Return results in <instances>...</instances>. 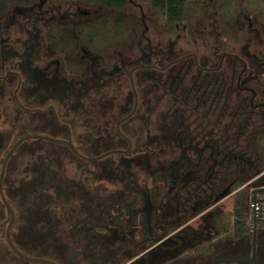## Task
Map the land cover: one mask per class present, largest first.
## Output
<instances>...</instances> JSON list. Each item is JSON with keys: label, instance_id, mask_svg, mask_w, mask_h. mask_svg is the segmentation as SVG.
<instances>
[{"label": "flooded vegetation", "instance_id": "obj_1", "mask_svg": "<svg viewBox=\"0 0 264 264\" xmlns=\"http://www.w3.org/2000/svg\"><path fill=\"white\" fill-rule=\"evenodd\" d=\"M49 1L52 0L24 3L26 8H17L8 21L3 17L2 22L1 16L8 2L0 11V107L7 105L0 121L9 125L0 127V154L7 149L0 161V264L10 259H19L23 264H121L123 261L146 264L158 258L160 251L170 253L171 264H181L174 252L177 246L193 247L209 238L197 244L191 243L192 238H184L191 218L175 227L171 215L176 212V182L190 150H194L193 157L205 154L207 145L185 141L186 129L177 108L172 114L164 113L161 124L165 120L173 124L160 130L156 113L160 104L156 107L155 103L147 104L150 98L145 100L142 74L136 71H165L193 57L200 69L209 72L207 76L216 73L221 113L226 107L225 98L232 94L237 103L242 98L247 100L252 120L257 109L264 110V101L257 99L256 87L264 74V61L254 60L256 57L248 51L247 57L254 60L250 65L241 55L224 52L217 65H200L199 56L192 52L162 66L167 51L154 48L152 38L145 35L147 30L142 34L147 39L146 50L139 45L134 51L135 58L128 60L122 49L101 53L94 34L97 31L87 24L83 26L87 29L84 39L96 50L83 47L80 57L75 55L76 50L60 51L67 59L63 67L60 59L45 61L47 49L52 50L54 41L58 40V34L47 29V25L55 19L56 26L74 21L69 14L61 13V5ZM83 14L86 17L90 12ZM14 27L23 33L15 40ZM65 31L64 37L69 30ZM121 33L117 31L116 35L122 36ZM16 43L21 49L16 48ZM229 57L233 60L225 69ZM123 76L129 79V93L114 97L118 103L113 111L102 108L105 111L91 114L87 109L93 110L101 96L96 95V89L106 88L104 92H107ZM104 94V100L111 98L109 93ZM21 114L28 129L17 135L19 138L10 146L15 137L14 122L21 120ZM33 134L71 139L78 153L69 144L31 137L22 140L9 155L20 139ZM22 146H29L30 154L44 152L29 159L23 171L25 175L16 179L19 163L15 155ZM64 147L70 150L69 157L54 152ZM113 149L122 151L100 157ZM161 150L165 153L178 150L181 155L166 161L160 157ZM162 170L169 171L165 180L160 179ZM204 228L213 233L207 226ZM230 237L214 243L210 255L200 259L191 256L180 262L207 264L219 255L253 253V236L243 245L228 243ZM9 239L25 255L43 260L23 257ZM170 240L175 243L171 244ZM256 255L259 262L264 261V248L257 243ZM212 264L251 263L242 259Z\"/></svg>", "mask_w": 264, "mask_h": 264}, {"label": "rangeland", "instance_id": "obj_2", "mask_svg": "<svg viewBox=\"0 0 264 264\" xmlns=\"http://www.w3.org/2000/svg\"><path fill=\"white\" fill-rule=\"evenodd\" d=\"M40 1V0H38ZM186 6V19L178 23L175 29V23H166L162 18L163 13L154 7L152 0H133L128 6L122 10H115L104 7L98 3H87L84 0H66L60 2V0H52L49 2L55 5H61L60 11L63 14H69L72 21H67L65 24L55 25L57 19L52 20L47 25V29L52 30L58 34V40L54 41L53 49H47V55L49 56L45 61H52L54 59H60L61 66H65L66 58L62 50L77 52L75 55L80 57L83 52V47H87L91 50H96L94 45L87 44L84 39V34L87 29H83L84 25H89L95 32L97 43L100 46V51L103 54L116 52L118 49H122L125 46H132L134 50L140 45L145 47L147 45V39L142 36L145 32L146 36L152 38L153 46L155 49L160 47L170 52L172 50L173 56L178 54L196 53L199 56L201 62H206L208 65H217L221 60V55L224 52H232L241 55L249 61L250 65H253L254 60L264 61V0H188ZM27 4L8 2L5 6V10L2 16L6 17L16 12L17 8H26ZM90 12L89 16H83V12ZM5 13V14H4ZM114 18H122L126 26L122 36L116 35V32H120V28L115 25ZM205 23L206 26L200 28L201 23ZM251 22V26H250ZM63 26V27H62ZM195 26V27H193ZM62 27V28H61ZM68 31V35L64 37V33ZM86 30V31H83ZM14 40L23 36L20 28H13ZM82 32L78 34V32ZM52 43L53 41L50 40ZM141 41V43H140ZM49 44V41H47ZM244 45H248L249 48H243ZM16 48L21 49L20 44L16 43ZM248 51H251L252 55L256 58L252 60L247 57ZM56 53V54H54ZM54 54V55H53ZM50 55H53L50 57ZM172 58L171 56H169ZM43 59H45L43 57ZM233 58H226L225 69H228ZM184 61L178 66L181 71H186V63ZM114 64L111 65V67ZM55 65L52 66L54 68ZM188 73L189 80H192L196 72V68ZM159 74H161L159 72ZM189 83V82H188ZM256 87L260 89V95L258 100H264V74L261 75L260 82L256 84ZM130 91V82L127 76H123L121 81L113 82L107 92L113 97L120 95L124 96ZM104 92V90L102 91ZM105 93V92H104ZM247 94V93H246ZM101 95V94H100ZM256 99V100H257ZM160 106L157 110L159 116V122L161 124L164 113L167 111L172 114L174 107L170 100H161ZM7 105L0 107V116L3 110H6ZM260 111V110H259ZM259 111H255L252 115V121H256L260 118ZM21 120H15L14 122V136L10 142V146L19 138L17 135H22L28 128L25 124V117L23 114ZM156 119V117H154ZM21 124V126H20ZM9 126L8 123L0 121V127ZM7 152L3 150L0 154V161ZM44 150H38L34 154H30L29 146H22L16 153V161L19 163L18 172L15 177L17 179L23 177L24 168L26 162L29 159L37 157L39 153ZM161 158L166 161H172V159L178 155H181L180 151H170L169 153H161ZM45 155V154H44ZM43 155V157H44ZM195 155V154H194ZM197 156V155H196ZM194 156V157H196ZM1 163V162H0ZM70 170L73 172V165H70ZM264 173L263 170L256 174ZM255 177V176H254ZM252 179V178H251ZM250 180V179H249ZM248 180V181H249ZM252 184H264V177L257 178L246 189H244L240 196L234 194L220 200L211 210L206 211L204 218L200 214L191 218L190 226L187 231L185 230L184 238L189 240L195 235L201 234V229L206 230L207 226L213 230L208 240L202 241L201 244L193 247H185L179 245L174 250L177 253L178 260L187 259V257H195L200 259L201 257L210 255L213 252L214 243L218 242L222 238L230 237L234 231L235 220V202L238 198L242 201L239 208L247 216L248 209L246 204V198L249 193V189ZM177 234H175V237ZM252 237V236H251ZM205 254V255H204ZM170 253L166 251H160L158 258L150 262L146 261V264H171L169 259ZM179 263H184L180 262ZM127 261H123L121 264H126ZM3 264H23L19 259H14L10 262L5 261ZM120 264V263H117Z\"/></svg>", "mask_w": 264, "mask_h": 264}, {"label": "trees", "instance_id": "obj_3", "mask_svg": "<svg viewBox=\"0 0 264 264\" xmlns=\"http://www.w3.org/2000/svg\"><path fill=\"white\" fill-rule=\"evenodd\" d=\"M34 1L0 0V11L7 2L31 3ZM84 1L87 3H98L115 10H122L132 2L131 0ZM188 2V0H152L154 7L163 13L164 22H174L175 29L178 23L186 19ZM114 22L120 28V32H118L120 35L121 32H124L126 23L122 18H114ZM202 26H206V24L202 22L200 28ZM144 49L146 50V46ZM122 50L126 52L128 60L135 58L136 53L134 54V51L136 50L131 46H125ZM172 50L170 52L167 51L164 62L161 64L162 66L179 59L183 55L173 56ZM188 60L190 61L186 63V71H181L178 65ZM198 63L201 65L206 62L198 60ZM192 67L196 68V72L190 81L188 73L193 69ZM136 72H141L142 74V92L145 100L150 98V101H146L147 104L152 106L155 103L156 107L161 100H170L174 109L177 108L181 119L180 122L186 129L185 134H183L185 141L207 145L206 153H198L196 157H193L194 150L191 149L189 152L190 156H185L184 158L185 165L182 166L181 171L179 169L180 172L174 193L177 201L176 212L171 215L175 219L173 221L175 227H178L186 220L211 210L217 202L218 195L225 188L230 186L231 192L263 170L264 110L257 109V111L260 110V118L252 121L250 116L252 111L248 109L247 100L242 98L237 103L231 94L225 98L226 107L223 109L222 114L218 100L219 82L216 73L214 72L207 76L209 72L200 69L193 57L185 58L171 65L165 71L141 69ZM96 90V95L99 94L100 96L101 94L96 99L97 105L94 106L93 110L90 109L92 107L87 110L95 115L99 114L101 110L105 111L103 109L113 111L118 103L114 98L115 96L104 100L105 94L102 91L106 90V88H97ZM257 92L260 95V89L257 88ZM105 93L108 95V92ZM100 105L108 106L100 107ZM164 122V124H161L160 130L173 124V121L172 123L166 120ZM54 152H59L69 157L70 150L64 147ZM165 152L161 150V153ZM168 172L167 170H162L160 179L165 180ZM241 194L242 192L240 191L236 195L240 196ZM241 201L242 196L235 202L234 231L228 241V243H238L239 245L245 244L249 238L251 240V235L245 224L246 216L239 208ZM182 217H185V219ZM190 228L193 227L190 226ZM166 231L168 230H164V232ZM200 232L201 234L192 238L191 243L197 244L202 239L210 238L211 234L208 230L201 229ZM257 245L264 248V231L258 232Z\"/></svg>", "mask_w": 264, "mask_h": 264}, {"label": "water", "instance_id": "obj_4", "mask_svg": "<svg viewBox=\"0 0 264 264\" xmlns=\"http://www.w3.org/2000/svg\"><path fill=\"white\" fill-rule=\"evenodd\" d=\"M146 30H147V26H146ZM142 66H145V65H142ZM130 77H131V82H132V85H133V88L135 89V85H134V81H133V77H132V74L130 73ZM31 137H39V138H44V139H47V140H50V141H54V142H59V143H66V144H69L71 146V148L78 153L75 145L73 144V141L71 139L67 140V139H63V138H58V137H54V136H51V135H44V134H33V135H27L25 137H23L22 139H20L14 146L13 148L11 149L10 154H12L15 150V148L17 147V145L24 139L26 138H31ZM122 150L120 149H113V150H110V151H107L105 152L104 154L100 155V157L102 156H106L108 154H111V153H114V152H120ZM2 190V189H1ZM229 192H230V186L225 188L217 197V200H222L224 198H226L228 195H229ZM4 197V195H3ZM9 209L11 211L12 208L9 206ZM10 240V243L12 245V247L20 254L22 255L23 257L27 258V259H33V260H43V259H37V258H33V257H30V256H27L25 255L24 253H22L12 242L11 239ZM169 242V240L163 242V244H167ZM171 244L175 243V241L173 240H170ZM253 242H254V251L253 253H239V254H235V255H230V256H227V255H219V256H215L213 258H211L207 264H212L214 262H219V261H240L242 259H247L251 264H264V261L262 262H259L258 259H257V255H256V243H257V232H255L253 234Z\"/></svg>", "mask_w": 264, "mask_h": 264}, {"label": "built area", "instance_id": "obj_5", "mask_svg": "<svg viewBox=\"0 0 264 264\" xmlns=\"http://www.w3.org/2000/svg\"><path fill=\"white\" fill-rule=\"evenodd\" d=\"M264 177V173H261L251 180L241 184L237 188L233 189L228 196L234 195L240 191L246 189L257 178ZM227 196V197H228ZM248 214L246 216V228L251 236L255 232L264 231V184H252L246 199Z\"/></svg>", "mask_w": 264, "mask_h": 264}]
</instances>
